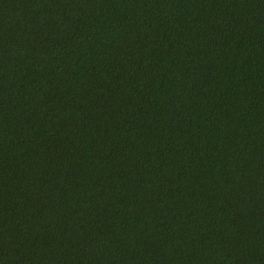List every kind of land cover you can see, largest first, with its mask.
Listing matches in <instances>:
<instances>
[{
    "label": "trees",
    "instance_id": "1",
    "mask_svg": "<svg viewBox=\"0 0 264 264\" xmlns=\"http://www.w3.org/2000/svg\"><path fill=\"white\" fill-rule=\"evenodd\" d=\"M0 264H264V0H0Z\"/></svg>",
    "mask_w": 264,
    "mask_h": 264
}]
</instances>
